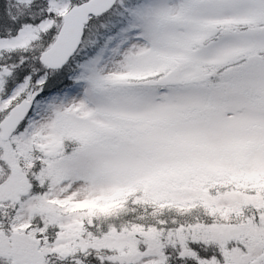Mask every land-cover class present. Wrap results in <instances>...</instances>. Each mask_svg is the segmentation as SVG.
I'll return each mask as SVG.
<instances>
[{"label": "snow or ice", "instance_id": "obj_1", "mask_svg": "<svg viewBox=\"0 0 264 264\" xmlns=\"http://www.w3.org/2000/svg\"><path fill=\"white\" fill-rule=\"evenodd\" d=\"M0 264H264V0H0Z\"/></svg>", "mask_w": 264, "mask_h": 264}]
</instances>
